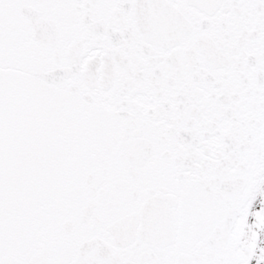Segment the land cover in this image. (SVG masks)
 <instances>
[{"label": "snow or ice", "instance_id": "snow-or-ice-1", "mask_svg": "<svg viewBox=\"0 0 264 264\" xmlns=\"http://www.w3.org/2000/svg\"><path fill=\"white\" fill-rule=\"evenodd\" d=\"M0 264H264V0H0Z\"/></svg>", "mask_w": 264, "mask_h": 264}]
</instances>
